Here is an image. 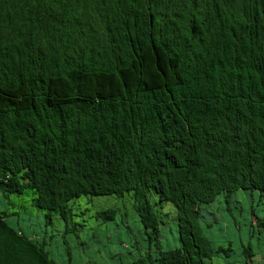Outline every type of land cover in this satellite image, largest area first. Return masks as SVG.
<instances>
[{
	"label": "trees",
	"instance_id": "trees-1",
	"mask_svg": "<svg viewBox=\"0 0 264 264\" xmlns=\"http://www.w3.org/2000/svg\"><path fill=\"white\" fill-rule=\"evenodd\" d=\"M26 190L64 234L83 227L72 201L128 195L146 244L105 264H232L203 210L264 192V0H0V193ZM152 194L175 209L174 246ZM13 215L0 209V264H62ZM125 216L117 242L140 250Z\"/></svg>",
	"mask_w": 264,
	"mask_h": 264
},
{
	"label": "rangeland",
	"instance_id": "rangeland-1",
	"mask_svg": "<svg viewBox=\"0 0 264 264\" xmlns=\"http://www.w3.org/2000/svg\"><path fill=\"white\" fill-rule=\"evenodd\" d=\"M32 190H26L22 194H8L3 197L0 193V209L8 213L17 214L9 217L11 223L17 221L25 232L33 231L39 233L49 240L48 236L52 235L53 240L51 256L62 264L67 263L68 253L71 255V264H105L110 262L109 257L116 253H124L125 256L138 255L143 251L146 241L142 240L143 229L135 214L131 199L128 195L122 198L112 195L86 197L81 196L71 202L73 205V221L83 224V227H77L69 234H64V222L59 217L54 216L51 223H45L43 217L45 211L39 210L32 205L34 197ZM150 202L155 205L156 209L163 214L162 233L163 239H168L172 246L177 244L175 236V209L168 202H158V197L152 194ZM251 206L253 208H251ZM114 208L117 209V215L113 220L99 221L93 217L97 210ZM230 208V210H229ZM264 218V192L260 195L259 191L237 190L232 193L230 200L225 202L223 194L216 196L211 204L204 206V214L207 218H216L210 229L205 233L209 235L214 243L231 246L234 252L230 255L232 264H244L242 255V245L250 246L258 256V261H252L251 264H264V230L253 228L250 221L255 226L254 214ZM83 213V214H82ZM125 214V219L132 228V235L138 240L140 250L135 247L122 246L117 242L118 238H127L124 229L117 226L120 215ZM236 220V221H235ZM240 222V229L234 226L235 222ZM78 233L83 245L77 243L74 234ZM66 240L65 243L63 240ZM64 243V244H63ZM127 250H131L129 253ZM123 255V256H124ZM124 256V257H125ZM114 257H119L114 255ZM123 257V258H124ZM256 259V258H255ZM216 262L224 264L223 258H214ZM261 260V262H260ZM112 261V260H111Z\"/></svg>",
	"mask_w": 264,
	"mask_h": 264
},
{
	"label": "crops",
	"instance_id": "crops-1",
	"mask_svg": "<svg viewBox=\"0 0 264 264\" xmlns=\"http://www.w3.org/2000/svg\"><path fill=\"white\" fill-rule=\"evenodd\" d=\"M206 216V215H205ZM210 219V218H209ZM212 219H214V218H212ZM216 219V218H215ZM217 220V219H216ZM216 222V221H215ZM215 258H219V257H215ZM256 258V259H255ZM227 260L230 262L231 260L230 259H228L227 258ZM252 261H258L259 262V260H258V256L257 255H254L253 257H252ZM252 261H251V263H252ZM216 262V261H215ZM250 262V261H249ZM260 262H261V260H260ZM215 264H220L219 262H216ZM224 264H228V262L227 261H225L224 260Z\"/></svg>",
	"mask_w": 264,
	"mask_h": 264
}]
</instances>
